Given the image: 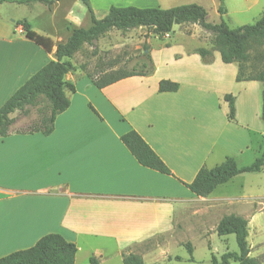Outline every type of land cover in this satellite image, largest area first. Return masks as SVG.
Masks as SVG:
<instances>
[{
  "label": "crops",
  "instance_id": "1",
  "mask_svg": "<svg viewBox=\"0 0 264 264\" xmlns=\"http://www.w3.org/2000/svg\"><path fill=\"white\" fill-rule=\"evenodd\" d=\"M89 1L96 19L111 7L100 10L95 0ZM156 1L162 9L184 5L181 0ZM209 1L217 11L218 0H192L190 4L206 10ZM225 1L223 17H228ZM233 1L240 6L238 13L257 10V16L264 14V0ZM20 22L49 38L51 51L27 39ZM87 25V9L78 0H60L51 6L0 0V107L55 59L56 45L66 41L72 29ZM181 32L183 37L194 36ZM173 33L174 26L161 38L170 40ZM202 60V67H195L194 59L187 60L178 77H157L155 67L152 75L127 77L102 89L76 68L65 75L75 89L67 93L70 105L57 115L49 136L11 133L0 137V258L32 247L47 234H58L76 246L74 264H89L91 257L98 264H122L124 254L139 255L144 264L192 262L176 250L189 244L193 254V246L186 242L192 235L205 239L215 256L208 235L214 236L223 208L244 214L255 208L246 226V244L249 258H263V251H258L264 240L258 238L257 217L264 211V199L233 201L215 194L230 180L207 197L195 196L184 185L193 181L200 168L212 169L226 157L236 162L254 150L258 138L256 146L261 148L264 139L263 127L258 132L245 126L246 134L231 126H203L195 132L199 84L207 83L214 95L224 96L232 95L226 86L233 78L236 81V71L227 69L230 64ZM172 61L184 64L182 58ZM160 80L176 82L179 88L159 93ZM253 82L236 81L244 84L243 92ZM234 105L236 113V97ZM131 130L172 175L136 161L120 140ZM209 219L215 220L211 231L205 226ZM226 236L219 241L227 240L222 238ZM226 252L230 251L222 246L215 257ZM259 264H264V258Z\"/></svg>",
  "mask_w": 264,
  "mask_h": 264
},
{
  "label": "trees",
  "instance_id": "2",
  "mask_svg": "<svg viewBox=\"0 0 264 264\" xmlns=\"http://www.w3.org/2000/svg\"><path fill=\"white\" fill-rule=\"evenodd\" d=\"M12 3L31 5L39 3L51 6L60 0H8ZM87 9L88 25L85 28H74L66 41L58 43L55 48V59L49 61L38 72L28 78L14 94L0 107V137L5 138L11 133H41L49 136L54 130V121L57 115L64 112L70 105L67 93H74L73 84L65 80V75L76 70L72 63L73 56L82 49L83 45H92L106 33L117 30L126 32L136 28H145L155 36H164L175 25H198L211 35V44L218 51L221 62L224 64L236 63L238 67L236 81H256L262 84L261 89V120L264 124V69L254 75L244 76V64L248 59V51L252 44H264V14L254 23L230 27L224 21L226 14L224 0H218L217 12L220 16L218 23L207 22L205 8L197 4H184L168 9L137 8L134 6H111L107 14L96 19L89 0H78ZM25 37L43 47L47 52L52 49L49 38L40 36L32 31L29 24L20 22ZM144 50L146 46L144 45ZM201 56L207 51L199 49ZM144 62L141 66L145 70L138 72L116 71L98 75H87L97 89H102L121 79L131 76H149L154 73L155 67L148 53H143ZM178 83L169 80H160L157 91L176 92ZM227 103V118L235 119L234 97L230 94L223 96ZM35 109L36 118L25 124L24 130L12 129L15 112L28 115L29 110ZM120 140L131 155L143 167L161 174L172 175L169 168L151 150L147 143L133 130L120 137ZM264 166V151L254 161L246 166L238 167L232 157L212 169L202 167L196 173L186 188L197 197H207L215 188L233 177L243 173H257ZM248 219L237 214L223 215L215 228L218 236L233 235L238 248L237 252H226L217 259L211 256L210 264H259L257 259L249 258V249L246 244ZM190 254L189 261H193L192 249L186 245ZM77 248L74 244L65 241L58 234H47L40 238L32 247L10 253L0 258V264H74ZM89 264H98L94 257ZM122 264H144L139 255L124 254Z\"/></svg>",
  "mask_w": 264,
  "mask_h": 264
},
{
  "label": "rangeland",
  "instance_id": "3",
  "mask_svg": "<svg viewBox=\"0 0 264 264\" xmlns=\"http://www.w3.org/2000/svg\"><path fill=\"white\" fill-rule=\"evenodd\" d=\"M97 5L104 10L106 7H126L134 6L137 8H157L156 0H95ZM192 0H181L182 4H190ZM226 7L228 8V17H223L224 21L228 26L234 28L238 26L248 25L254 23L259 16L258 11L253 10L249 13H238L240 6L233 0L225 1ZM207 22L218 23L220 16L216 9H213L211 2L206 4ZM99 15H102L99 13ZM263 15V14H262ZM261 15V16H262ZM185 31V34L193 33L194 36H186L181 32ZM183 35V36H182ZM172 45L170 49H166V45ZM144 45L146 50H144ZM195 49V51H193ZM199 49L207 51L208 56H201ZM143 53H148L154 64V67L158 69L157 77L175 76L178 77L181 70L180 67L185 66L187 60H195V67L203 66V60L221 63L220 55L217 50L211 44V35L204 31L198 25L185 24L180 28L178 25L174 26V33L171 34V39L161 38V36H155L151 34L145 28H136L126 32L112 30L100 37L92 45H83L72 58V62L78 72L86 75H98L104 73H113L116 71H141L145 70L141 66L144 62ZM177 57V58H176ZM182 58L183 63H174L172 60ZM237 64L232 63L227 66V69L237 73ZM244 76L254 75L264 69V44H252L248 51V59L244 64ZM235 73V76H236ZM198 97L195 95V132L196 129L200 131L203 126H231L240 134H246L245 126L253 128L258 132L262 131L264 136V124L261 120V89L262 84L259 82L248 83L249 90L244 89V84L241 85L236 81H231L227 84L226 89L237 98V111L235 113V119L230 121L227 118V105L223 101V96L214 95L208 90L207 83H200ZM37 116L35 109L31 108L28 115H23L15 112L11 117L15 118V126L12 129L24 130L29 122L33 121ZM259 143L260 140H257ZM257 143L252 151L244 153L236 159L239 167L251 164L256 156L264 151V139L261 144V148H258ZM235 159V158H234ZM215 194H221L227 200L237 201L238 198L264 199V167L260 172L257 173H243L225 185L218 187ZM258 205V204H257ZM256 206V205H255ZM255 208H252L248 213H239L236 211H230L222 209L219 217L227 214H237L245 216L249 220L252 216ZM219 218V219H220ZM257 219L258 228L261 234L260 240H264V211L258 215ZM215 224V220H210L206 223V228L212 230ZM252 225L249 226L251 229ZM261 227V228H260ZM211 237V244L215 249L214 254L217 258L219 257V249L226 247L230 252H237L238 248L233 235H227V238L222 242L219 241L220 236L217 233L208 235ZM259 241V240H258ZM186 242H189L193 246L194 261L187 262L186 260L173 262L171 264H210L211 253L207 248V242L205 239L200 240L197 236H189L186 238ZM264 253V244L262 248ZM177 253L184 254L190 257L187 247L183 246L178 248ZM264 258V257H263ZM262 257L257 260L262 261ZM114 264V263H110ZM146 264H151L149 261ZM160 264H169L162 262ZM237 264V263H233Z\"/></svg>",
  "mask_w": 264,
  "mask_h": 264
}]
</instances>
